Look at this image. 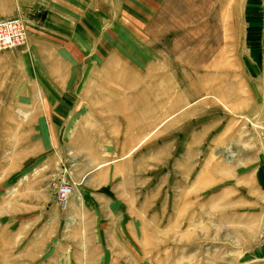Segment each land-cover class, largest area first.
Returning <instances> with one entry per match:
<instances>
[{
  "label": "rangeland",
  "instance_id": "rangeland-1",
  "mask_svg": "<svg viewBox=\"0 0 264 264\" xmlns=\"http://www.w3.org/2000/svg\"><path fill=\"white\" fill-rule=\"evenodd\" d=\"M11 17L0 264H264V0H0Z\"/></svg>",
  "mask_w": 264,
  "mask_h": 264
},
{
  "label": "built area",
  "instance_id": "built-area-1",
  "mask_svg": "<svg viewBox=\"0 0 264 264\" xmlns=\"http://www.w3.org/2000/svg\"><path fill=\"white\" fill-rule=\"evenodd\" d=\"M23 19L20 17L0 19V50L23 46L26 40V29ZM62 195L69 192V188H60Z\"/></svg>",
  "mask_w": 264,
  "mask_h": 264
}]
</instances>
